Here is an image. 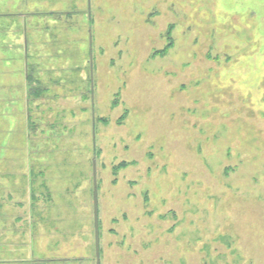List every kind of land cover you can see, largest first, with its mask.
Returning <instances> with one entry per match:
<instances>
[{"label": "rangeland", "instance_id": "obj_1", "mask_svg": "<svg viewBox=\"0 0 264 264\" xmlns=\"http://www.w3.org/2000/svg\"><path fill=\"white\" fill-rule=\"evenodd\" d=\"M264 264V0H0V264Z\"/></svg>", "mask_w": 264, "mask_h": 264}, {"label": "water", "instance_id": "obj_2", "mask_svg": "<svg viewBox=\"0 0 264 264\" xmlns=\"http://www.w3.org/2000/svg\"><path fill=\"white\" fill-rule=\"evenodd\" d=\"M93 226H94V244H95V264H100L99 256V219H98V201H97V187L96 174L93 162Z\"/></svg>", "mask_w": 264, "mask_h": 264}]
</instances>
